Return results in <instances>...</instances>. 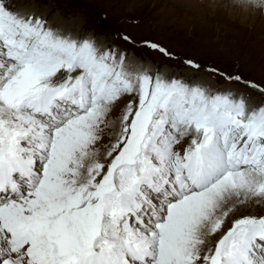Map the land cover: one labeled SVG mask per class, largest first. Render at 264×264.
Returning <instances> with one entry per match:
<instances>
[{"label":"snow or ice","instance_id":"1","mask_svg":"<svg viewBox=\"0 0 264 264\" xmlns=\"http://www.w3.org/2000/svg\"><path fill=\"white\" fill-rule=\"evenodd\" d=\"M183 64L0 0V264H264V86Z\"/></svg>","mask_w":264,"mask_h":264},{"label":"rangeland","instance_id":"2","mask_svg":"<svg viewBox=\"0 0 264 264\" xmlns=\"http://www.w3.org/2000/svg\"><path fill=\"white\" fill-rule=\"evenodd\" d=\"M14 3L19 9L34 11L53 28L91 36L102 49L127 50L129 60H143L145 65L155 62L161 65L162 72L166 65H174L168 68L170 73L191 78L192 70L183 64L184 59L191 58L202 66H214L225 74H238L264 86V8L243 12L233 0H14ZM125 35L132 43L123 39ZM145 42L159 44L175 58L168 59L147 48ZM197 78L209 82L206 74ZM215 81L224 89H243L257 102L264 100L258 92L237 82H228L220 76ZM244 213L264 215V205L250 206Z\"/></svg>","mask_w":264,"mask_h":264},{"label":"bare ground","instance_id":"3","mask_svg":"<svg viewBox=\"0 0 264 264\" xmlns=\"http://www.w3.org/2000/svg\"><path fill=\"white\" fill-rule=\"evenodd\" d=\"M233 1L235 2V0H233ZM235 3H236V2H235ZM236 4H237V3H236ZM240 9H241L242 11L245 10V9H243V8H241V7H240ZM246 11H248V9H247ZM246 11H245V12H246ZM243 12H244V11H243ZM45 14H47V12H46ZM45 14H43L44 17H45ZM73 29H74V27H73ZM227 86H228V85H227ZM223 87H225V86H223ZM223 87H222V88H223ZM226 89H233V90H236V89H234L233 87H232V88L229 87V88H226ZM256 208H257V207H256Z\"/></svg>","mask_w":264,"mask_h":264}]
</instances>
